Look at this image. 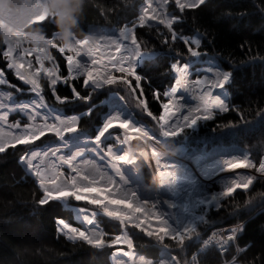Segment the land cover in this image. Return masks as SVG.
I'll use <instances>...</instances> for the list:
<instances>
[{"label": "trees", "instance_id": "trees-1", "mask_svg": "<svg viewBox=\"0 0 264 264\" xmlns=\"http://www.w3.org/2000/svg\"><path fill=\"white\" fill-rule=\"evenodd\" d=\"M10 1L11 8L17 9L14 0ZM36 1L39 3L36 4ZM142 1L84 0L82 10H79L77 15L78 23L72 32L82 37L87 33L89 24L119 28L124 23H133ZM165 1L163 0L164 4ZM177 1L196 5L202 0ZM24 10L31 12L27 16L29 20H41L48 14L47 2L26 0ZM176 13L179 20L173 23L172 30L164 25L146 26L136 30V35L143 42L144 50L160 52L154 58L145 60L136 70L145 90L149 92L147 99L150 110L154 111V115H159V112L155 111L159 101L153 103L152 96L157 92L163 94L166 87L171 84V62L177 60L183 63L189 57L188 47L180 37L198 32L202 38L197 50L216 57L220 65L231 74V81L227 86L228 108L225 112L215 113L211 120L203 123L206 126L201 125L197 131L185 130L179 138L190 139L186 143L192 146L238 144L259 162L264 155V0H205L196 7L185 8ZM30 30L41 31L46 37H50L57 29L56 24L48 19L31 25ZM192 41L195 44L197 42L196 38ZM0 45H5L1 33ZM53 56L58 63L64 64L58 52L53 51ZM140 60L141 57H137L135 61ZM202 63L203 68L195 71L198 75H208L211 78L208 70L217 72L216 80L208 86L218 83L223 85L222 91L211 86L208 97L212 100L220 98L226 102L224 71L214 59L204 60ZM189 66L179 71L182 79H190L186 73ZM3 68L6 78L18 85L16 78L7 71L6 64ZM61 74L65 76V66L61 69ZM41 83L44 86L45 100L54 104V97L46 87L47 81L42 79ZM76 83L80 96L84 97L90 93L88 88L80 85L81 79ZM15 87L14 85L13 89L9 88L12 93L16 91ZM57 87L58 94L67 96L68 99L73 98V91H69L71 85L65 88L59 84ZM110 92H116L126 103L130 102L128 105L134 109L136 116L147 121L141 107L133 103L123 83L117 86H104L86 102L78 99L62 106L57 102L55 105L62 107L59 110L64 113L73 112L72 110L79 112L80 129L94 131L100 124L102 105L100 104L97 109L96 107L91 109L88 116L82 114V110L105 98ZM25 151L26 148L18 145L17 148L0 153V264H111L109 260L111 247L98 248L83 241H70L58 232L57 220L64 219L72 225L78 223L73 219L71 211L65 209L60 202L48 200L41 203L42 192L19 161ZM57 196L61 197L59 194ZM77 212L79 215L77 218L85 227L98 228L93 213L79 209ZM207 213L208 222L198 226L194 236L196 241L194 238L181 244L169 238L163 241V244L171 248L173 254L178 257L180 264L190 262L191 256H195L199 264L219 263L220 255L215 248L198 252L197 238L206 236L214 226L236 223L239 226L236 244L243 247L237 257L238 262L264 264V178H257L250 189L236 191L221 203L219 209L215 211L211 209ZM100 222L108 233L105 238L108 241L120 231V226L116 222L105 218H100ZM59 224L61 230H66L67 224ZM85 233L89 238L99 237L98 231L89 230ZM134 246L152 259L159 256V246L140 234H134ZM234 249L236 247L231 245L226 256L229 257ZM179 250L182 253H179Z\"/></svg>", "mask_w": 264, "mask_h": 264}, {"label": "rangeland", "instance_id": "rangeland-1", "mask_svg": "<svg viewBox=\"0 0 264 264\" xmlns=\"http://www.w3.org/2000/svg\"><path fill=\"white\" fill-rule=\"evenodd\" d=\"M43 1L46 2V0ZM10 2V0H0V33L3 35L5 45H15L22 41L24 43L25 48L31 47L34 50L43 51L47 49L50 45H55L60 48H71L75 50L77 45L79 43H82L84 38L88 36L89 39L92 40L95 44L100 45L99 51L103 53L109 50L105 47L106 44L110 43L109 38H115L119 34V29H116L114 27L92 26L85 36L77 37L74 33H72L71 38L68 41H62L59 38L57 31H54L50 37H46L43 32L40 33L37 31L30 30V26L35 24L36 22L27 18V16L30 15L31 12H27L26 10H24L23 12L24 19L21 22H7L13 19L16 13L19 11L18 9L11 8ZM22 3L25 5L26 0H22ZM37 3L39 2L36 1V4ZM144 3L145 0H143V2L141 3L142 5L138 7L137 14L141 12ZM156 3L159 4L160 9L162 11L167 12V16L164 17V26L168 27L169 29L170 26H172V24L178 19L176 12H181L183 9L190 8L195 5H189L187 2L183 1L179 2L177 0H166L165 4H167V7L165 8V4L163 2L156 0ZM35 5L34 8H36ZM149 14L151 15V13ZM48 19H50L51 21L54 20V17L49 12V9L48 14L43 18L42 22ZM154 24L155 23L148 25ZM129 27H131V25H129ZM187 37V41L189 42L191 49L190 57L188 61L183 64L181 61L177 60L171 62V76L173 77L172 82L174 83V81L177 79L176 76L178 72L183 71L184 68L189 65V69L188 71H186V73H188V76H190L189 80L191 82H194V80L202 78V74L198 75L195 71H197L198 68H203L202 62L204 60L212 61V59H214L216 64L225 73L224 77L226 79V104L218 110H212L211 114L207 115L205 118L194 119L191 122H187L186 120H184L179 126L180 130L178 132H175L171 136H169V134L166 135L165 133L167 132L163 129L161 131H156L155 129H153L150 136L147 132L141 130L137 131L136 135L133 136L131 135V133L135 130L129 129V134L125 137V140L123 141L122 131L118 133L115 129H104V125L109 121L113 120L114 118L119 120H127L133 125L148 124L147 121L136 116L134 109H131V106L128 105L131 104L130 102H125L126 104L124 102L113 103L112 98L117 95L114 92H110L111 94L108 93V95L110 94L109 97L107 95L105 98L101 99L97 103L90 105L89 108L82 110V114L88 116L90 114L91 109H93L94 107H96L95 109H97L100 104L102 105L101 107H103V109L101 110L102 112L99 117L100 124L96 126L94 131L80 129L81 116L79 112H75L74 110H72L73 112L66 111L64 113L62 110H59L60 108H62L59 106H62L65 103H69V101L74 102L78 99H81V102L89 101L91 96L95 92L102 89L104 86H117L119 83H122L120 81H114L112 83H105L102 81L90 82L87 86L82 85L83 88L89 89L90 93L86 96L87 99H84L80 95H74L73 98L65 99L63 101H60L59 99H54L53 102H57L59 106H56L55 103H47L44 95H33L30 86L19 87L22 85V82L18 81V78L15 77L14 70L7 71H9L12 76H14V78H16V80L18 81L19 86L16 84L18 86L15 87L16 91L12 93L8 85H0V93L8 91L12 93L9 97L8 102L13 105V113L9 115L7 121L1 124L2 130H5L3 133L11 134L12 131H14L13 129L8 127V125L11 123H14L18 120H22L24 123L28 122L26 117H24V115H26V111L23 106L26 105L25 102H29L32 104H37L41 107L42 116L50 113L49 115L44 116L45 118H54L53 115L58 118L61 115L59 117L60 119L75 120V126L72 131L62 133L61 135L56 136L55 138L54 134L45 133V137H47V139H45V137H41L39 144V146L44 147L46 151L58 152L60 155L66 158L76 159L74 167L76 165H79L83 172L86 171L85 173H88L90 170H94L96 166L103 170L104 165L107 164V161L102 162L98 157L94 155L98 154L97 149L103 150L104 148H111L113 153L124 152L123 155L128 158V162L130 163L126 161L120 162L118 169L115 170L117 174L122 178L121 185L126 191L134 193L136 199L140 201H148L150 204H153L154 210L158 214L163 216V218L168 223L170 231L162 237L156 234L149 235L148 233L144 232L139 228L130 226V224L126 225L119 218L108 216L101 207L93 205L90 200H82L79 199V197L72 195L70 189H61V191H63L64 193H59V195H64L65 197L49 195L48 189L45 188L42 183H40L39 176L36 174L34 168L31 167L29 165V162L24 159L25 153L19 158L20 164L22 165L26 173L29 174L35 180L36 185L42 192L43 200H56L62 205H67L70 209H72L70 211L72 212L73 217H75V219L77 220L78 225H72L64 219L57 220L56 228L58 232L64 235V237L70 241H83L89 245L98 248L111 247L112 252L110 253L109 258L112 264H120L118 255L119 248L115 246H123L125 245L126 241L113 240V236L111 240H106L105 238L108 236V233H106L105 229L103 228L100 222V218H105L109 221L116 222L120 226V231L118 233L128 238L129 241L125 248V252H129L133 249V251L138 254V256L135 257L133 261L127 260L125 264H139L141 260L145 261V264H180L178 257L173 254L171 248L163 244V241L166 238L172 240L170 239V237L173 233H176L178 236V238L174 240L176 243L181 244L185 240L192 238H194V240L196 241V237H194L195 233L199 228L198 226L200 224H202L203 222H208L207 212L209 210L212 209L215 211L219 209L221 203L229 196H232L236 191L248 190L257 178H264V172H261L259 168H255L253 170L252 167L254 163L264 164V159H262V157L264 156L260 158L259 162H256L252 157L249 156V152L238 144L224 145L216 143L211 146H192L186 143L190 141V139L179 138V136L182 135L185 130L197 131V129H199L201 125H204L203 123L208 120H211L215 113L227 111V103L229 102L227 86L230 82V73L225 71L221 67L216 57L210 56L209 54H203L197 50L198 46L200 45V38L198 36L190 35ZM193 38H196V44L192 41ZM184 41H186V39H184ZM111 50L115 52L114 48ZM153 54L158 55L160 54V52L145 51L143 48L134 57L133 71L138 77L139 75L137 71H135V68L139 62L135 61L136 58L141 57V59H144L153 56ZM60 55L63 58L64 54ZM26 59L31 62L33 71H35L36 68L40 67L39 64L35 63L34 52L27 54ZM96 59L100 60L101 66H103V57L99 55ZM24 62V60L18 61V63H20L24 69H27L28 64ZM55 64H58L55 57L52 61L45 60L43 62V66L46 68H51ZM173 65H178V69H174ZM64 66L66 76V61H64ZM112 74L119 75V73ZM57 75H62L61 71L58 72ZM80 79L82 83V78ZM9 84L13 83L9 81ZM59 84L62 86L64 85L63 83ZM172 85L171 87L165 90L164 94L170 93L171 91L172 95V90L174 87H172ZM117 97L122 100L121 96L117 95ZM169 99H171V96H169ZM191 104H193V102ZM52 106H55V108ZM47 108L49 109V111L47 110ZM43 109L46 110L45 113ZM124 110H127L131 116L126 115ZM184 111L185 110L183 109V113ZM187 114L188 113H185L183 117H185ZM158 117L159 115L157 116V118ZM127 121H124L121 126L125 127L128 123ZM174 121L175 120H173V122ZM149 128H151L150 124ZM163 136H166V138H164ZM129 141L131 142L129 143ZM157 151H167L168 153H170V155L164 157L162 160H159V163L154 164V167H152L148 164L147 159H149V157H147V155L150 156L149 153L161 154ZM237 160H246L249 165L248 169H230L228 173H221L228 168L227 165L230 162H234ZM83 161H88L89 163H84ZM61 171L67 173V165H64L61 168ZM158 175L159 177L164 178L160 182V184L159 182H153V179L155 181V178ZM249 178L250 183H248L247 188L237 187L230 194H223L224 189L229 187L234 180L237 182H247ZM161 184H166L167 186L161 187ZM77 209L93 213V218L98 228L85 227L82 221L77 218V216H79ZM59 223L67 224L66 230H61V224ZM232 225L238 226L237 223L236 225ZM228 226L231 225L214 226L209 230V233L218 232L219 230L223 231V228ZM73 229H75V231H73ZM89 230L98 231L99 237H103L104 242L101 244H91L84 239L83 233L80 234L81 237L79 236L80 231L86 232ZM181 233H186V235L181 236ZM134 234H140L142 237L151 240L152 242H154V244L159 246V256L156 259H152L151 257L147 256L146 253H143L138 248H135ZM179 253H182V251L179 250ZM240 253L241 250L234 249L230 256L225 259L227 263H223L220 258L218 264H240L237 260V257ZM190 259V262H186L184 264H199L195 256H191Z\"/></svg>", "mask_w": 264, "mask_h": 264}, {"label": "snow or ice", "instance_id": "snow-or-ice-1", "mask_svg": "<svg viewBox=\"0 0 264 264\" xmlns=\"http://www.w3.org/2000/svg\"><path fill=\"white\" fill-rule=\"evenodd\" d=\"M166 7L167 4H165ZM165 16H167V12L160 9L156 0H145L141 12L135 17V22L124 23L122 27H119L118 36L109 38L110 43L105 45L109 50L103 53L99 51L100 45L95 44L88 36L84 38L82 43L77 45L75 50L60 48L55 45H50L43 51L34 50L31 47L25 48L22 41L15 45H0V49H2V53H0V56H2V59H0V85H8L12 89L13 85L18 87L16 84H9V80L5 76L4 64H6L7 70H14L15 77L22 82L19 87L30 86L33 95H45L41 80H46V87L50 90L51 96L60 101L68 99V97L58 94L57 85L59 83H63L65 88H69V85H71L69 91L71 92L75 89L73 94L80 95L79 87L76 83L80 78H82V84L80 85L84 86H87L90 82L112 83L120 81L127 88L133 103L141 107L148 124L133 125L127 120L114 118L104 125V129H115L118 133L122 131L123 141L129 134V129L135 130L131 133L133 136L136 135L137 131L141 130L147 132L150 136L153 129L156 131L163 129L171 136L180 130L178 118L175 116L177 105L174 102V98L169 99L171 93L161 94L157 92L152 96L153 103L159 101L155 108V111L159 112V117L157 118L154 115V111L150 110V104L147 99L149 92L145 90L143 81L133 71V59L144 48L143 42L136 35L137 28L143 29L152 23L162 26L165 23ZM42 21L43 18L34 22L39 23ZM129 24H131V27H129ZM168 38L165 37V39ZM113 48L115 52L111 50ZM53 51L64 54L66 76L57 75L64 67L63 63L55 64L51 68L43 66L45 60L52 61L54 59ZM33 52L35 54V63L40 65L35 71L32 69L31 62L26 59L27 54ZM97 55L103 57V66H101V61L95 58ZM20 60H24L28 64L27 74H25L23 66L18 63ZM178 67V65H173L174 69H178ZM112 73H119V75H113ZM11 94V92L0 93V122L7 121L9 115L13 113V105L8 102ZM83 98L87 99L86 96ZM199 101V107L183 117L187 122L194 120L198 114H203L202 110L206 109L211 103L206 92L199 95ZM23 107L26 111L24 117H26L28 122L24 123L22 120H18L9 124L8 127L14 130L11 134L0 131V153L17 148L18 145L26 148L24 159L34 168L39 176L40 183L48 189L49 195L64 193L61 189H70L72 195L82 200H90L93 205L101 207L108 216L119 218L126 225L130 224V226L139 228L149 235L156 234L162 237L170 231L168 223L162 215L154 210L153 204L136 199L134 193L126 191L122 187V178L115 170L118 169L120 162H128V158L123 155L124 152L113 153L111 148L97 149L98 154L94 155L102 162L107 161V164L104 165L103 170L96 166L94 170L85 173L79 165L74 167L76 159L66 158L58 152L46 151L44 147L39 146L40 138L45 137V133L54 134L55 138L62 133L72 131L75 126V120L45 118L40 114L42 109L37 104L24 105ZM173 120H177V123H173ZM124 121L128 123L125 127H122L121 125ZM149 124L151 128H149ZM83 162L89 163L88 161ZM64 165H67V173L61 171ZM227 167L230 169H248L249 165L246 160H237L230 162ZM252 167L253 170L259 168L261 172H264V164L254 163ZM248 183H250V178L247 182L234 180L229 187L224 189L223 194H230L237 187L247 188ZM43 202L41 201V203ZM81 233H83L84 239L91 244L104 242L103 237L92 239L84 231H80L79 236ZM180 235L183 236L186 233H181ZM177 238L176 233H173L170 237L172 240ZM113 240H125V245H116L115 247L119 248L122 255L131 254L130 252H125V248L129 243L128 238L118 233L113 236ZM139 264H145V261L141 260Z\"/></svg>", "mask_w": 264, "mask_h": 264}, {"label": "bare ground", "instance_id": "bare-ground-1", "mask_svg": "<svg viewBox=\"0 0 264 264\" xmlns=\"http://www.w3.org/2000/svg\"><path fill=\"white\" fill-rule=\"evenodd\" d=\"M208 73H209V75L211 76L212 79L208 75H206V76H203L202 78H200L198 80H194V82H191L190 80L182 79L180 74H177V79L174 81V84H173L174 87H173V90H172L171 99L174 98V102L177 105V111L175 112V116L178 118L179 126L185 120V119H183V116H184L185 113H189L190 111L195 110V109H197L199 107V104H200L199 95L201 93L206 92L207 95H208L210 93L211 86H214L213 89L217 88V90L222 91L223 85L220 84V83H218L216 85L212 84L210 87L208 86L210 83H212L214 80H216V73L217 72L211 69V70H208ZM25 74H27L26 68H25ZM217 77H219V76H217ZM170 93H171V91H170ZM209 99L211 101L209 106L206 109L202 110L203 114H198L195 119L205 118L207 115H210V113H211V111L213 109H220L221 107H223L226 104V102L220 100V98L215 99V100H212L211 98H209ZM112 102L113 103H117V102L123 103V101L120 100V98H118L117 95H115L112 98ZM192 102H193V104H191ZM25 104L28 105V106L33 105L32 103H29V102H25ZM183 109L185 110L184 113H183ZM43 110H44V113H45L46 110L45 109H43ZM47 110L49 111L48 108H47ZM126 111H125V114L126 115H130L129 112L128 111L126 112ZM49 114L50 113H48L46 115H49ZM46 115H43V116H46ZM181 115H182V119H181ZM53 117L55 119H60L59 117L56 118L55 115H53ZM173 123H177V120H175ZM1 124H3V122L0 123V131L4 132L5 130H2ZM165 134L168 135V133H165ZM163 137L166 138V136H163ZM83 143H85V142H83ZM133 146H134V143H133ZM157 152H160L161 154L149 153L150 156L147 155V157H149V159H147L148 164L151 165L152 167H154V164H156V163L158 164L159 160H162L164 157L170 155V153H168L167 151H165V152L164 151H157ZM83 168H85V167H83ZM228 171H230V168H227L226 170H224V172H221V173L225 174L226 172L228 173ZM163 179L164 178L159 177V175H158V176H156L155 181L153 179V182H155V183L159 182V184H160V182ZM166 186H167L166 184H161V187H166ZM173 189H174V187H173ZM129 252L131 253L130 255H127V254L122 255V254H120V251L118 252L119 260H120L119 263L120 264H125V262H127V260L128 261H130V260L133 261L135 259V257L138 256V254L136 252H134L133 250H131Z\"/></svg>", "mask_w": 264, "mask_h": 264}, {"label": "clouds", "instance_id": "clouds-1", "mask_svg": "<svg viewBox=\"0 0 264 264\" xmlns=\"http://www.w3.org/2000/svg\"><path fill=\"white\" fill-rule=\"evenodd\" d=\"M49 12L53 15L56 23L57 34L62 41L71 38L72 30L77 25V15L82 10L84 0H46ZM19 10L15 17L7 22H21L24 19L25 5L22 0H14Z\"/></svg>", "mask_w": 264, "mask_h": 264}, {"label": "built area", "instance_id": "built-area-1", "mask_svg": "<svg viewBox=\"0 0 264 264\" xmlns=\"http://www.w3.org/2000/svg\"><path fill=\"white\" fill-rule=\"evenodd\" d=\"M235 229L233 227H225L223 231L213 232L209 235L201 245L202 249L207 248L208 246L215 245L217 249L224 253L227 249V243L234 238Z\"/></svg>", "mask_w": 264, "mask_h": 264}]
</instances>
